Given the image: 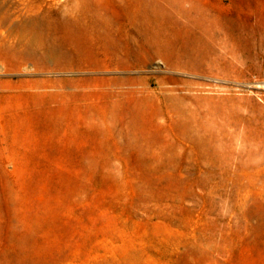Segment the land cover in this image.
I'll list each match as a JSON object with an SVG mask.
<instances>
[{
    "label": "rangeland",
    "instance_id": "1",
    "mask_svg": "<svg viewBox=\"0 0 264 264\" xmlns=\"http://www.w3.org/2000/svg\"><path fill=\"white\" fill-rule=\"evenodd\" d=\"M2 1L53 33L77 0ZM139 1L180 66L17 69L24 18L0 27V264H264V0Z\"/></svg>",
    "mask_w": 264,
    "mask_h": 264
},
{
    "label": "bare ground",
    "instance_id": "2",
    "mask_svg": "<svg viewBox=\"0 0 264 264\" xmlns=\"http://www.w3.org/2000/svg\"><path fill=\"white\" fill-rule=\"evenodd\" d=\"M174 5L184 9L182 13L187 23L192 22L206 30L207 35L213 33L208 27L214 25L216 19L211 20L202 12L194 14L198 9L194 4L181 1ZM152 8L149 4L142 5L139 0H109L106 5L99 0H77L73 10L75 15L58 20L59 31L49 33L41 18H26L32 12L26 3L15 7L1 0L0 27L24 18L26 29L18 37L19 48L8 45L7 52L17 58L12 65L17 69L30 60L37 67L72 68L98 62H123L131 56L136 59L153 58L156 54L163 56L167 62L174 58L175 64L180 66L182 56L187 55L179 45L181 32L170 28L172 20L153 15ZM208 21L211 24L206 25ZM187 33L184 32L183 36L189 42ZM200 37L201 40L205 38ZM133 45L138 46L132 49ZM6 46V35L0 32V53L5 60L7 53L2 50ZM2 82L4 80L0 79Z\"/></svg>",
    "mask_w": 264,
    "mask_h": 264
}]
</instances>
